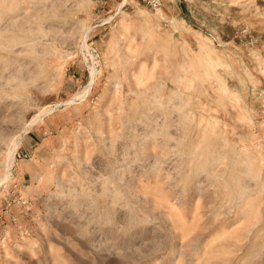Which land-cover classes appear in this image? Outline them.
Listing matches in <instances>:
<instances>
[{
	"label": "rangeland",
	"instance_id": "374dc122",
	"mask_svg": "<svg viewBox=\"0 0 264 264\" xmlns=\"http://www.w3.org/2000/svg\"><path fill=\"white\" fill-rule=\"evenodd\" d=\"M157 1L0 0V264H264V0Z\"/></svg>",
	"mask_w": 264,
	"mask_h": 264
},
{
	"label": "bare ground",
	"instance_id": "6f19581e",
	"mask_svg": "<svg viewBox=\"0 0 264 264\" xmlns=\"http://www.w3.org/2000/svg\"><path fill=\"white\" fill-rule=\"evenodd\" d=\"M88 35H87V33H86V35H84V38L86 39V37H87ZM94 70H95V67H94ZM96 71V70H95ZM94 73V71H91V75ZM97 72V71H96ZM95 74V76H97L96 75V73H94ZM94 74H93V76H94ZM92 76V77H93ZM93 82V78H92V80L90 81V83H92ZM91 85V84H90ZM90 85H88L86 88L88 89V90H86V91H89V88L91 89V87H89ZM92 85H94V84H92ZM91 85V86H92ZM86 88H84V91H85V89ZM84 91H82V92H84ZM86 93V92H85ZM85 93H83V96H84V94ZM88 93V92H87ZM86 95V94H85ZM80 96H82L81 95V93H80ZM82 96V97H83ZM76 98V97H75ZM74 98V99H75ZM77 98L79 99L80 97H78L77 96ZM76 98V99H77ZM72 99V98H71ZM74 99H72V100H74ZM77 99V100H78ZM82 99V98H81ZM72 100H71V103H72ZM76 100V101H77ZM75 101V100H74ZM73 101V102H74ZM70 102V101H69ZM67 104V103H66ZM44 109H46V107L45 108H43V110L39 113V114H36V115H34L33 117H32V119H30V121L28 122V124H26L27 126H31V125H33V124H35V123H37V122H39V121H41L42 119H43V116L44 115H46L45 113H47V110H48V108H47V110L46 111H44ZM53 110V109H52ZM42 112L44 113V115L42 114ZM49 113H51V112H48L47 114H49ZM30 123V124H29ZM25 128H26V126H25ZM28 128V129H27ZM26 129L27 130H29L30 128L29 127H27ZM23 130H25V129H23ZM21 133V132H20ZM18 137V135L13 139V141H12V144H13V142H14V144L16 145V146H18V145H20V141H19V139L17 138ZM17 138V139H16ZM20 138V137H19ZM22 141V140H21ZM14 145V146H15ZM16 147H14V149H11L10 151H9V156H8V159H7V166H6V169H5V173L3 174V176H1L0 177V185H1V183H4V182H7L9 179H10V172H11V168H12V166H13V161H14V157H15V155H14V153H15V151L17 150V148L15 149Z\"/></svg>",
	"mask_w": 264,
	"mask_h": 264
},
{
	"label": "built area",
	"instance_id": "2783aa9c",
	"mask_svg": "<svg viewBox=\"0 0 264 264\" xmlns=\"http://www.w3.org/2000/svg\"><path fill=\"white\" fill-rule=\"evenodd\" d=\"M151 1L154 4V6H157L158 5V1L157 0H151Z\"/></svg>",
	"mask_w": 264,
	"mask_h": 264
}]
</instances>
